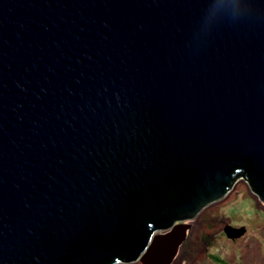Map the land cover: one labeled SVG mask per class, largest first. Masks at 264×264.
<instances>
[{"label": "water", "instance_id": "95a60500", "mask_svg": "<svg viewBox=\"0 0 264 264\" xmlns=\"http://www.w3.org/2000/svg\"><path fill=\"white\" fill-rule=\"evenodd\" d=\"M240 176L264 201V0H0V264H168Z\"/></svg>", "mask_w": 264, "mask_h": 264}, {"label": "rangeland", "instance_id": "374dc122", "mask_svg": "<svg viewBox=\"0 0 264 264\" xmlns=\"http://www.w3.org/2000/svg\"><path fill=\"white\" fill-rule=\"evenodd\" d=\"M184 227L183 238L168 264H264V201L250 182L238 177L226 196L206 206L194 219L182 220L154 236ZM242 231L229 237L226 229ZM191 233V234H190ZM137 260L116 264H146Z\"/></svg>", "mask_w": 264, "mask_h": 264}, {"label": "bare ground", "instance_id": "6f19581e", "mask_svg": "<svg viewBox=\"0 0 264 264\" xmlns=\"http://www.w3.org/2000/svg\"><path fill=\"white\" fill-rule=\"evenodd\" d=\"M114 264H116V263H114Z\"/></svg>", "mask_w": 264, "mask_h": 264}, {"label": "trees", "instance_id": "16d2710c", "mask_svg": "<svg viewBox=\"0 0 264 264\" xmlns=\"http://www.w3.org/2000/svg\"><path fill=\"white\" fill-rule=\"evenodd\" d=\"M241 175H243V174H241Z\"/></svg>", "mask_w": 264, "mask_h": 264}, {"label": "flooded vegetation", "instance_id": "af4514ba", "mask_svg": "<svg viewBox=\"0 0 264 264\" xmlns=\"http://www.w3.org/2000/svg\"><path fill=\"white\" fill-rule=\"evenodd\" d=\"M191 234V233H190Z\"/></svg>", "mask_w": 264, "mask_h": 264}]
</instances>
